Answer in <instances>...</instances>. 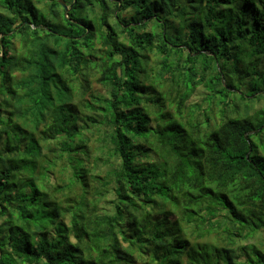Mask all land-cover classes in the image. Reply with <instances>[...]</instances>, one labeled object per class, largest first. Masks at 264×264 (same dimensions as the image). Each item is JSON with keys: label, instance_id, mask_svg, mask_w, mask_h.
I'll list each match as a JSON object with an SVG mask.
<instances>
[{"label": "trees", "instance_id": "trees-1", "mask_svg": "<svg viewBox=\"0 0 264 264\" xmlns=\"http://www.w3.org/2000/svg\"><path fill=\"white\" fill-rule=\"evenodd\" d=\"M261 234L264 0L0 1V264H264Z\"/></svg>", "mask_w": 264, "mask_h": 264}, {"label": "rangeland", "instance_id": "rangeland-1", "mask_svg": "<svg viewBox=\"0 0 264 264\" xmlns=\"http://www.w3.org/2000/svg\"><path fill=\"white\" fill-rule=\"evenodd\" d=\"M0 1H2V0H0ZM93 91H94L96 94H100V93L102 92V89H101L100 86L94 84V86H93ZM263 238H264V234H261V235H259V236H257V237L255 238V241H254V242H258V241H260V240H263Z\"/></svg>", "mask_w": 264, "mask_h": 264}, {"label": "water", "instance_id": "water-1", "mask_svg": "<svg viewBox=\"0 0 264 264\" xmlns=\"http://www.w3.org/2000/svg\"><path fill=\"white\" fill-rule=\"evenodd\" d=\"M60 4L62 5L63 9L65 10V12L67 14L71 7H67V5L63 1H60Z\"/></svg>", "mask_w": 264, "mask_h": 264}]
</instances>
